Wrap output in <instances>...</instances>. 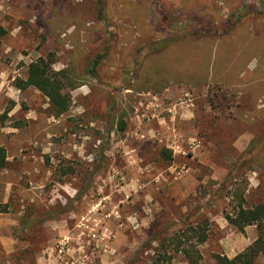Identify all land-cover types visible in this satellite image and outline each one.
Here are the masks:
<instances>
[{
    "label": "rangeland",
    "instance_id": "obj_1",
    "mask_svg": "<svg viewBox=\"0 0 264 264\" xmlns=\"http://www.w3.org/2000/svg\"><path fill=\"white\" fill-rule=\"evenodd\" d=\"M0 26V264H185L197 223L199 264L254 241L225 214L242 182L245 207L264 201V0H0ZM38 58L64 75L60 116L14 85ZM166 85L195 115L171 160L134 131Z\"/></svg>",
    "mask_w": 264,
    "mask_h": 264
},
{
    "label": "trees",
    "instance_id": "obj_2",
    "mask_svg": "<svg viewBox=\"0 0 264 264\" xmlns=\"http://www.w3.org/2000/svg\"><path fill=\"white\" fill-rule=\"evenodd\" d=\"M5 33V29L0 26V36ZM18 89L22 90L27 86H34L37 88L47 99L51 109V114L54 116H60L65 113L70 107L71 98L68 92L64 91V75L55 72L51 68V61L44 58H38L35 61H31L27 67V75L25 79H16L14 84ZM145 89H148L146 87ZM123 120H120V130L124 129ZM162 154L171 160V150L168 148H162ZM6 150L3 146H0V168H4L7 164ZM246 184L242 182L238 188L234 191L233 197L237 202L233 212L225 214V219L228 223L235 226L238 230L242 231L246 226L251 224L257 225V237L252 243L247 245L242 251L238 252L231 258L221 256L219 254L214 255L217 264H254L255 260L260 256H264V201L260 202L253 207H245V195ZM189 216V215H187ZM207 226L202 223H197L196 226H188L186 233L189 238L195 237V243L198 245L207 239ZM187 235V234H184ZM187 237V238H188ZM172 241L176 244V249L184 244L185 239L172 238ZM187 242L190 239H186ZM192 244H189L187 248L183 249L187 261L185 264H199L198 254L195 257L191 254L193 249ZM177 251V250H176ZM196 252V250H195ZM198 253V252H196ZM159 260V258H158ZM152 264H157L153 261Z\"/></svg>",
    "mask_w": 264,
    "mask_h": 264
},
{
    "label": "crops",
    "instance_id": "obj_3",
    "mask_svg": "<svg viewBox=\"0 0 264 264\" xmlns=\"http://www.w3.org/2000/svg\"><path fill=\"white\" fill-rule=\"evenodd\" d=\"M250 64H251L250 62L247 63L246 68L244 69L243 72L253 69L252 67L251 68L249 67ZM240 76L242 77L243 75L241 74ZM166 86L164 87V89H162L163 90L162 93L161 94L159 93L160 95L153 93L154 89L149 87L146 93L140 94V95H150L149 97L153 99V100L151 99L152 101L151 100L146 101L147 106H145V114L149 112L151 116L152 124L151 125L149 124L151 127L146 125L147 126V128L145 127L146 129L150 127L149 128L150 130L148 132H146L143 128H141L143 125L137 126L134 130L135 134H137V131L145 132L147 133L149 139L152 140L155 137L158 140V143L160 144L164 143L167 148L172 149V144H177L176 142L180 140L182 142L181 145L183 144V142H186L189 145L192 143L191 147L192 149H195L196 144L195 142H193L195 141L194 130L193 128L189 129L190 127H186L187 125L189 126L190 124L194 125L193 119L195 117L194 109L193 108L191 109L190 106H188L190 104L189 102L191 101L190 93L186 92L185 93L186 95H183L184 98H181L179 102L168 103L169 95L172 93L168 92L170 90L169 87ZM142 110L144 111V107L142 108ZM148 119L150 120V118ZM134 122L137 124V119ZM173 130H176L177 133H176V137L174 136L173 138H171V133ZM189 130H192V132L189 133ZM129 166L132 167V164L128 165V167ZM172 166H173L172 164L168 165V170L171 173H173L172 171L174 170ZM187 175L191 176V171H189Z\"/></svg>",
    "mask_w": 264,
    "mask_h": 264
},
{
    "label": "built area",
    "instance_id": "obj_4",
    "mask_svg": "<svg viewBox=\"0 0 264 264\" xmlns=\"http://www.w3.org/2000/svg\"><path fill=\"white\" fill-rule=\"evenodd\" d=\"M64 245H65L64 240H59L57 245H56V252H57L58 258H62L63 253L65 252Z\"/></svg>",
    "mask_w": 264,
    "mask_h": 264
},
{
    "label": "clouds",
    "instance_id": "obj_5",
    "mask_svg": "<svg viewBox=\"0 0 264 264\" xmlns=\"http://www.w3.org/2000/svg\"><path fill=\"white\" fill-rule=\"evenodd\" d=\"M253 66H254V62H253V64H250V65H249L250 68L253 67Z\"/></svg>",
    "mask_w": 264,
    "mask_h": 264
}]
</instances>
